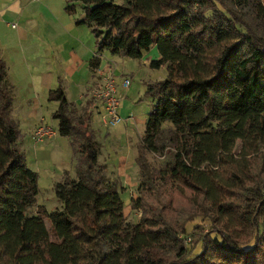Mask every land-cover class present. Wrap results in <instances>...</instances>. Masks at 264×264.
<instances>
[{
	"label": "trees",
	"instance_id": "1",
	"mask_svg": "<svg viewBox=\"0 0 264 264\" xmlns=\"http://www.w3.org/2000/svg\"><path fill=\"white\" fill-rule=\"evenodd\" d=\"M79 4L77 23L96 38L92 70L103 52L141 59L154 47L150 67L167 70L146 82L152 104L134 204L143 215L127 221L120 189L99 163L89 126L99 102L92 97L77 120L62 84L48 100L58 102V132L79 155L77 177L66 172L53 185L60 208L36 206L40 175L18 146L0 56V264H264V4L253 10L258 31L225 0H66L65 10L75 14ZM166 209L188 216L176 226ZM198 217L209 229L189 231Z\"/></svg>",
	"mask_w": 264,
	"mask_h": 264
},
{
	"label": "crops",
	"instance_id": "2",
	"mask_svg": "<svg viewBox=\"0 0 264 264\" xmlns=\"http://www.w3.org/2000/svg\"><path fill=\"white\" fill-rule=\"evenodd\" d=\"M65 5L66 0H0V22L2 21L0 29L5 31L4 24L10 28L8 18L16 19L23 31L31 36L29 42H26L20 30L12 37L15 42L5 41L3 48L0 34V56L6 62L8 82L13 94L11 117L18 123L19 129L23 119L19 116L21 112L16 113L18 108L16 84L26 82L29 86L25 102L29 106V111L26 112L29 115V122L24 123L28 127V133L25 135L20 129L18 140V146L21 151L24 148V154L27 152L25 149L27 137L30 139L28 143H33L32 133L36 127L43 123L48 112L54 113L58 108V102L52 101L55 102L54 106L45 109L46 102L36 91L37 83L46 87L47 96L51 89L62 84L68 99L81 109L80 105L91 104L90 90L99 82V69L110 66L115 69L111 63L117 62L108 58V52H103L100 67L97 70L91 69L90 62L97 54L95 35L88 23H77L83 14L79 15L78 9L75 14H69L65 10ZM15 26L17 27L16 24H12L11 27L15 28ZM22 40L27 46L21 42ZM90 106L94 114H99L100 110H96L97 106L100 108L99 103ZM110 137L111 133L108 138ZM48 141L52 143H47L45 146L34 142L35 155L38 149L50 151L58 179L53 183L55 184L64 178L66 172L73 171V148L70 139L60 134ZM67 144L71 147L69 150L65 148ZM60 207L61 204L57 202V208Z\"/></svg>",
	"mask_w": 264,
	"mask_h": 264
},
{
	"label": "rangeland",
	"instance_id": "3",
	"mask_svg": "<svg viewBox=\"0 0 264 264\" xmlns=\"http://www.w3.org/2000/svg\"><path fill=\"white\" fill-rule=\"evenodd\" d=\"M122 2L124 0H115ZM239 0H225L228 7L238 11L245 19H247L252 27L257 30L261 29L262 26L258 25V18L256 17L253 10L258 3L264 4V0H253V4L240 5ZM256 4V5H255ZM79 15L83 14V7L81 4L78 5ZM5 20V19H4ZM9 24H16L15 28L7 27L4 24L5 31L0 29L2 36L1 46L5 47V41H13L12 37L20 30L23 33L26 42H29L30 34L23 31V28L19 25V21L16 19L8 18ZM2 21L0 22V26ZM258 31V30H257ZM10 34H8V33ZM15 42V41H13ZM25 46L27 44L24 40L21 41ZM18 43V42H17ZM158 56L157 48H152L150 52L144 54L141 59H132L128 57H122L120 55L111 54L108 52V58L115 59L117 62L111 63L115 68V77L118 88V93L121 95L119 113L122 120L115 126H106L101 120V116L98 113L94 114V118L90 122V129L96 134L97 141L100 145L99 163L107 165L105 168V176L108 182H114L120 189V193L124 202V213L127 221L131 223H137L141 220L143 212L134 206L135 199L138 197V188L140 185L139 168L137 165V145L142 141L145 134V122L148 118V113L151 108L152 98L146 95V82L147 81H159L165 79L167 76L166 68L153 69L149 65L148 58H156ZM124 77H129L130 86L127 90L122 88V82ZM36 91L42 96L45 103V109L48 110L54 106L55 102L48 100V90L46 87H42L39 83L36 85ZM17 94L16 101L17 109L16 113L21 112L19 115L23 121L20 124V129L23 134L28 133V127L24 124L29 122V115L26 114L29 111V106L26 102V92L29 86L26 82H19L16 84ZM76 92V91H75ZM72 108L73 116L78 120H81L85 115L84 107L85 104L80 107L73 105ZM16 117V116H15ZM43 124L53 126L57 130L58 122L53 117V113L48 112L47 118H44ZM31 122V121H30ZM112 131V132H111ZM111 133L110 139L108 138ZM59 133L57 132V135ZM34 134L32 133V136ZM31 136V137H32ZM56 137V136H55ZM27 137V144L25 149L27 152L26 160L29 168L37 171L40 175L39 178V194L37 196V205L43 204L48 210L52 211L57 208V202H61L56 198L53 183L58 180L56 173L54 172L56 166L54 165V158L50 157V151L38 149L37 155H35L34 140L33 143ZM49 140V139H48ZM45 140L39 142L40 145L45 146L47 143L52 141ZM37 142V141H36ZM21 145V144H20ZM21 147H24L21 145ZM68 150L71 148L69 144L65 145ZM24 148H22L23 151ZM24 152V151H23ZM70 156V153H69ZM78 154L73 153V171L69 172V175L73 178L77 177L76 163L78 160ZM121 156L122 158H119ZM150 162L155 166H160L163 162V157L152 154H148ZM66 174V173H65ZM63 180V179H62ZM61 180V181H62ZM36 206L32 208L31 214L35 213ZM181 210V209H180ZM164 214L177 226L181 222L185 221L188 213L185 211L172 212L170 209H166ZM48 228L51 230V223L49 220L46 221ZM202 224L204 227L209 229V221L202 217L196 218L193 222L187 223V229L193 231L194 227Z\"/></svg>",
	"mask_w": 264,
	"mask_h": 264
},
{
	"label": "built area",
	"instance_id": "4",
	"mask_svg": "<svg viewBox=\"0 0 264 264\" xmlns=\"http://www.w3.org/2000/svg\"><path fill=\"white\" fill-rule=\"evenodd\" d=\"M130 86L129 77H125L122 88L127 90ZM91 96L103 106L100 113L101 120L106 126L119 124L122 117L119 113L121 95L118 93L115 69L111 66L99 69V82L92 86ZM33 138L37 142H43L57 135V130L50 125L39 124L33 132Z\"/></svg>",
	"mask_w": 264,
	"mask_h": 264
}]
</instances>
